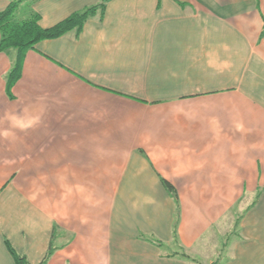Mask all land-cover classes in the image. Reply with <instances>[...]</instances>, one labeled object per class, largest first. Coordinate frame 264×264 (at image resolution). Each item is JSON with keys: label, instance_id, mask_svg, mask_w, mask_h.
Returning <instances> with one entry per match:
<instances>
[{"label": "crops", "instance_id": "crops-1", "mask_svg": "<svg viewBox=\"0 0 264 264\" xmlns=\"http://www.w3.org/2000/svg\"><path fill=\"white\" fill-rule=\"evenodd\" d=\"M100 1L22 0L13 20ZM16 58L0 264L7 244L29 264L50 247L44 264H264V0H110L27 50L8 89Z\"/></svg>", "mask_w": 264, "mask_h": 264}, {"label": "trees", "instance_id": "trees-1", "mask_svg": "<svg viewBox=\"0 0 264 264\" xmlns=\"http://www.w3.org/2000/svg\"><path fill=\"white\" fill-rule=\"evenodd\" d=\"M20 1L22 0L11 2L0 12V32L2 33L0 53L10 49L16 50L17 53L16 61L7 75L8 89L20 75L22 59L27 50L32 49L38 42L43 40L58 38L71 31L79 33L85 21L97 13L102 14L110 0H101L97 5L73 13L62 22L48 29L40 28L38 25L39 17L36 14L30 15L23 21H14L13 16ZM162 182L170 192H173V188L168 182L164 180ZM7 246L16 264H29L24 257L17 255L8 244ZM52 251L53 249L50 247L43 261L39 264H44Z\"/></svg>", "mask_w": 264, "mask_h": 264}]
</instances>
